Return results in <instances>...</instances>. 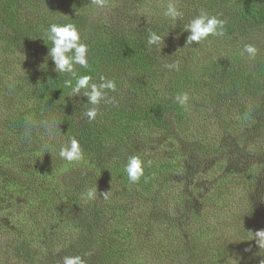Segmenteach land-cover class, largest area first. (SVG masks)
Wrapping results in <instances>:
<instances>
[{
  "label": "trees",
  "instance_id": "obj_1",
  "mask_svg": "<svg viewBox=\"0 0 264 264\" xmlns=\"http://www.w3.org/2000/svg\"><path fill=\"white\" fill-rule=\"evenodd\" d=\"M184 2L0 0V264H264V0Z\"/></svg>",
  "mask_w": 264,
  "mask_h": 264
},
{
  "label": "rangeland",
  "instance_id": "obj_2",
  "mask_svg": "<svg viewBox=\"0 0 264 264\" xmlns=\"http://www.w3.org/2000/svg\"><path fill=\"white\" fill-rule=\"evenodd\" d=\"M186 2V0H185ZM184 2V3H185ZM176 42H175V37L172 36V35H166L165 37V41H163V43L161 42V46L159 47L161 50H164V49H167V48H173L174 49V46H175ZM167 47V48H165ZM173 56H175L173 54ZM172 72V71H171ZM173 73V72H172ZM170 73V74H172ZM18 76H20V73L18 72L17 73ZM174 75V74H173ZM21 78L20 77H16L14 76V74L12 75V79L13 80L11 82L10 79H6V81H10L11 83H13L14 85L17 83V81H19ZM49 141H42V142H38L37 143V146L35 147L36 148V151H35V155L38 159H40V161H43V159L45 158L43 152H48L50 153V151L48 150H51L52 147H54L55 145V141H54V138L53 136H49ZM156 144H148L146 145V148H147V152L148 154H151L155 151L156 148ZM38 154V155H37ZM40 154V155H39ZM110 154L109 152H105L103 155H101L99 158H98V161L97 159L95 160V165L96 167H99L98 163L101 165V164H106L108 163V161H110L109 157H110ZM102 156H104L103 158H101ZM1 163V162H0ZM41 163V162H40ZM42 164V163H41ZM1 165V164H0ZM31 168H35V166L31 165L30 166ZM9 167H4V168H0V174L1 172L3 173H7ZM211 171H207L205 169L207 168H202V171H200V178L198 180H196L194 182L195 185H193L194 187L192 188V190H194L195 192H198L200 191V189L202 191H204L205 193H213V194H216L217 193V190L219 188H222V186H218L216 187L215 183H219V175L223 176V177H226V175H228L227 172H222V171H218V168L216 166H214L213 164L211 166L208 167ZM12 173L15 175L17 173V170L16 168L13 167L12 169ZM199 174V173H198ZM7 175V174H6ZM1 179V178H0ZM227 180H230L227 178ZM6 180L3 179V181L0 182V184L2 182H4ZM20 181V180H19ZM22 183H25L22 182ZM6 186L4 184L0 185V219H7L8 222H10L12 220V215L11 214H7L6 211L8 210H11L10 209V200L8 199V196L13 198V199H19V197L24 194L23 193V190L26 189L27 187H22L21 188V191H18L17 193H10L9 191H7L6 193L2 192V190L5 188ZM167 191H170L169 193H165L164 194V199H163V196L162 197V200L164 201L165 199L167 198H170V193H182L181 191H179V189L170 184H168V189ZM9 205V206H8ZM8 206V210H6V207ZM38 207H40V205H38ZM26 210L24 211H21V212H16L17 215H21V214H24ZM134 213H136V211H134L133 213H130V215L132 216ZM138 213V212H137ZM157 214V213H156ZM146 231L144 229H142L140 231V238L142 239V237H144V233ZM148 236V235H147ZM237 239V238H236ZM238 241H239V238H238ZM262 241V243H261ZM221 242V243H220ZM231 241H228V242H225L224 240H220V238L218 239V241H216L214 244L212 245H209L207 247V250L209 251L211 248H214L216 253L219 254L220 256L219 257H226V259H223L222 261H220L219 259H210V262H212V264H231L230 262L232 261L233 263V260H234V255L236 254V251L238 250V247H237V243L238 242H234V246L233 245H229ZM252 242L255 243L256 246L258 245H261L260 247V250L262 252V255L264 254V235L262 234H257L253 237L252 239ZM134 249L136 250L137 252V260H140V261H143V263H151V257L148 256L149 254V251L146 249V247L142 246V245H139V242L138 243H135V246H134ZM237 249V250H236ZM234 251H235V254H234ZM227 253V254H226ZM151 255L154 257V254L151 253ZM228 255V256H227ZM157 258H161V255L159 256L158 254V257Z\"/></svg>",
  "mask_w": 264,
  "mask_h": 264
}]
</instances>
